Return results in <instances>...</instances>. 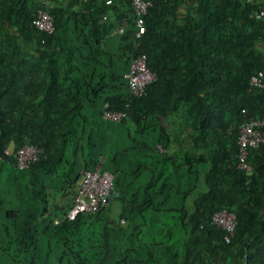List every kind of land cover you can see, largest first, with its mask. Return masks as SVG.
<instances>
[{
    "label": "trees",
    "instance_id": "trees-1",
    "mask_svg": "<svg viewBox=\"0 0 264 264\" xmlns=\"http://www.w3.org/2000/svg\"><path fill=\"white\" fill-rule=\"evenodd\" d=\"M150 2L136 46L132 0H0V264H264V141L251 172L237 145L264 112L250 82L264 72V0ZM39 8L53 31L32 23ZM136 52L157 75L140 96L124 76ZM25 143L42 152L20 169ZM97 164L114 175L105 204L54 223L52 191ZM218 209L236 214L229 241Z\"/></svg>",
    "mask_w": 264,
    "mask_h": 264
},
{
    "label": "built area",
    "instance_id": "built-area-1",
    "mask_svg": "<svg viewBox=\"0 0 264 264\" xmlns=\"http://www.w3.org/2000/svg\"><path fill=\"white\" fill-rule=\"evenodd\" d=\"M110 0H106L109 2ZM135 9V45L145 31L144 15L151 4L150 0H132ZM32 23L38 29L51 32L54 29L53 17L45 9L39 8L32 19ZM145 52H136L131 60L128 71L124 76L128 79L132 94L140 96L145 93L147 85L156 79V73L149 67ZM251 83L260 85L264 90V72L251 76ZM103 117L114 121H121L124 113L118 109H112L105 103L103 107ZM264 125V112L261 118L244 121L238 132V166L247 172L252 171L248 162V151L251 147H257L264 141V136L259 126ZM8 152V151H7ZM42 152V147L36 144L25 143L15 150V161L18 168H26L31 163L37 161ZM114 185V175L108 169H104L102 164H97L93 168H84L80 171L77 180L75 193L71 203L63 210L61 215L54 218V223L58 224L64 219L72 220L80 213H90L98 210L105 204L107 196ZM212 222L226 230L225 239L230 240L236 225V214L226 209H218L212 214ZM122 224L125 219H121Z\"/></svg>",
    "mask_w": 264,
    "mask_h": 264
},
{
    "label": "rangeland",
    "instance_id": "rangeland-1",
    "mask_svg": "<svg viewBox=\"0 0 264 264\" xmlns=\"http://www.w3.org/2000/svg\"><path fill=\"white\" fill-rule=\"evenodd\" d=\"M75 188V187H74ZM75 189L72 190H53L51 195L49 196V200H51L54 204L51 208V211H48L49 216L53 214L54 215H61L64 208L70 203V198L73 196ZM107 203V202H106ZM109 203V204H108ZM107 203V206L105 208V211L103 212L104 217H110L114 222L119 221V212H120V202L116 199H112L110 202ZM55 211V213H54ZM59 249H57L58 251ZM51 263H53V259L50 260ZM68 262L66 261L67 264Z\"/></svg>",
    "mask_w": 264,
    "mask_h": 264
},
{
    "label": "crops",
    "instance_id": "crops-1",
    "mask_svg": "<svg viewBox=\"0 0 264 264\" xmlns=\"http://www.w3.org/2000/svg\"><path fill=\"white\" fill-rule=\"evenodd\" d=\"M39 1H41V2H43V3H45L46 5H49V6H54V5H62V6H64V5H67L68 3H70L72 0H39ZM7 150H8V152L10 153V152H12L13 151V145H9V147L7 148ZM74 194V193H73ZM72 197L73 196H71V198H70V202L72 201ZM53 202L50 200L49 201V206H48V208H49V211H51L52 212V210H51V208L52 207H54L53 206ZM70 204V203H69ZM68 204V205H69ZM53 209V208H52ZM54 210V209H53ZM54 213H55V211H54ZM56 216H59V215H54L53 216V214L51 215V217H56Z\"/></svg>",
    "mask_w": 264,
    "mask_h": 264
},
{
    "label": "clouds",
    "instance_id": "clouds-1",
    "mask_svg": "<svg viewBox=\"0 0 264 264\" xmlns=\"http://www.w3.org/2000/svg\"><path fill=\"white\" fill-rule=\"evenodd\" d=\"M74 193H75V192H74ZM73 195H74V194H73ZM70 203H71V202H70ZM67 206H68V205H67ZM67 206H66V207H67ZM66 207H65V208H66ZM65 208H64V209H65ZM54 218H55V217H52V220H53V221H54ZM121 219H122V218H121ZM120 221H121V220H120Z\"/></svg>",
    "mask_w": 264,
    "mask_h": 264
}]
</instances>
